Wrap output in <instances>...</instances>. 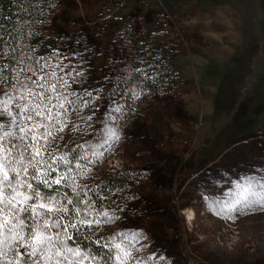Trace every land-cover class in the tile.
I'll use <instances>...</instances> for the list:
<instances>
[{"label":"rangeland","instance_id":"1","mask_svg":"<svg viewBox=\"0 0 264 264\" xmlns=\"http://www.w3.org/2000/svg\"><path fill=\"white\" fill-rule=\"evenodd\" d=\"M41 20L17 55L0 39V264H98L29 175L69 147V188L104 184L83 202L106 264H264V0H52ZM162 60L173 80L134 82ZM227 225L237 246L207 250Z\"/></svg>","mask_w":264,"mask_h":264},{"label":"trees","instance_id":"2","mask_svg":"<svg viewBox=\"0 0 264 264\" xmlns=\"http://www.w3.org/2000/svg\"><path fill=\"white\" fill-rule=\"evenodd\" d=\"M52 0H0V39L3 44L17 55L19 52V42L29 48L32 44V37L26 36L25 27L31 24V31L33 33L32 25H37V22L42 21L44 12L51 7ZM31 18L32 21L28 22ZM32 22V23H31ZM21 38V40H20ZM134 44H137L135 39ZM150 57V56H149ZM158 60V59H157ZM142 68H137L133 71V79L138 85L143 88L158 90L160 86L167 84V81L173 80V73L164 60L157 64L150 66L149 70H145L142 74ZM145 75V76H144ZM76 156H81L77 149L72 147L67 148L62 152L61 162L59 164L50 159L42 158L41 155L36 156L34 162L29 164V175H31L40 187L58 189L65 198L66 211L63 214L65 221V230L70 234V238L77 246L86 248L92 257L98 261V264L108 263L111 254L110 245H108V236L104 235L94 225V218L91 217L88 205L83 202V198L94 199L95 202L99 197L100 190H105L104 184L99 186L95 183L91 184L89 190L90 194L87 197L75 194L69 187L73 183V175H71V168L77 161ZM75 158V159H74ZM63 181L68 182L63 187ZM94 184V185H93ZM192 210L191 208L185 209ZM211 208L204 207V218L208 217ZM193 212V211H192ZM29 219V216H28ZM212 225L216 228L220 225L218 221H212ZM218 229V228H217ZM215 233V237H208L205 241V248L207 250H214L217 247L225 246L228 251H231L233 246H237L236 239L230 237L229 232L232 231L227 225L226 228L220 227ZM214 239L212 242L209 239ZM218 244V246L215 244Z\"/></svg>","mask_w":264,"mask_h":264},{"label":"bare ground","instance_id":"3","mask_svg":"<svg viewBox=\"0 0 264 264\" xmlns=\"http://www.w3.org/2000/svg\"><path fill=\"white\" fill-rule=\"evenodd\" d=\"M186 213H187L188 215H189V214H191V215L193 214L192 210H187ZM191 215H190V216H191ZM193 215H194V214H193Z\"/></svg>","mask_w":264,"mask_h":264},{"label":"flooded vegetation","instance_id":"4","mask_svg":"<svg viewBox=\"0 0 264 264\" xmlns=\"http://www.w3.org/2000/svg\"><path fill=\"white\" fill-rule=\"evenodd\" d=\"M193 217V216H192Z\"/></svg>","mask_w":264,"mask_h":264}]
</instances>
